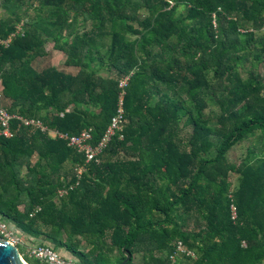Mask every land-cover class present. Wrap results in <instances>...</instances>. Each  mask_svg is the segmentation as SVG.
Wrapping results in <instances>:
<instances>
[{"label":"trees","instance_id":"obj_1","mask_svg":"<svg viewBox=\"0 0 264 264\" xmlns=\"http://www.w3.org/2000/svg\"><path fill=\"white\" fill-rule=\"evenodd\" d=\"M263 31L264 0H0L9 112L69 135L92 128L97 144L132 73L126 122L99 162L12 120L0 220L85 264H264ZM50 43L65 68L34 65ZM251 138L260 150L232 164ZM177 241L195 259L172 262Z\"/></svg>","mask_w":264,"mask_h":264},{"label":"built area","instance_id":"obj_2","mask_svg":"<svg viewBox=\"0 0 264 264\" xmlns=\"http://www.w3.org/2000/svg\"><path fill=\"white\" fill-rule=\"evenodd\" d=\"M21 32V27L18 28ZM11 42V38L7 41L1 42L2 44L8 46ZM132 73L123 76L119 79L120 95L118 101V107L116 113L112 117L111 123L108 126L103 137L97 144H92L90 141L92 139V128H85L79 134L69 135L67 133L61 132L57 129H49L40 120L26 118L17 114L9 112L1 103L2 98V88H0V136L6 138H11L14 135L11 122L13 119H19L25 126H32L41 129L42 131L49 130L51 136L55 138H61L68 141L69 146L74 147L78 152L84 153L86 160L89 161H100V156L104 150L108 147L113 137L123 129L126 122V113L124 108V97L126 95V88L130 83ZM123 138V135H121ZM78 178L82 173V169L78 168ZM77 183L70 184L69 186L61 187L58 193V197H64L68 194L70 190H73ZM41 206H37L34 213L36 214L41 210ZM232 219H237V210L234 206L231 207ZM0 238L9 241L16 245L18 248L23 246L26 252L22 253V257L27 260V258L35 259L41 264H85L73 257H68L60 253L59 250L49 245H32L25 238V234L21 232L13 223L0 220ZM243 247L247 244L243 242ZM174 252L170 256L172 262L179 256H185L191 259H195V254L181 241H177L173 245ZM21 249V248H19Z\"/></svg>","mask_w":264,"mask_h":264},{"label":"rangeland","instance_id":"obj_3","mask_svg":"<svg viewBox=\"0 0 264 264\" xmlns=\"http://www.w3.org/2000/svg\"><path fill=\"white\" fill-rule=\"evenodd\" d=\"M31 14H33V11H31ZM90 26H91V24L87 23L86 28L90 29ZM258 37L263 38L264 37V31L261 32L258 35ZM53 47H54V45L52 43L46 45L44 57L38 58L34 61V65H36L37 68L42 69L48 65H57L60 68L66 67V66H63L64 65L63 62L66 60L65 54H63L60 51L54 50ZM261 70L264 72V68ZM257 145H258L257 139H252V138L250 140H247V141L239 144L228 154L229 161L234 165H238L247 156L250 148L252 150H255V151L260 150V147ZM231 180H232L231 182L233 184H235V181H237V176L232 174ZM22 208H24V206H22ZM194 224H195L194 222H191V227ZM25 238H26V240L30 241V238L27 235H25ZM86 244L87 243L85 242L84 245H86ZM19 248H21L20 249L21 252H23V253L26 252L25 247L21 246ZM59 251H60V253L67 254V250L64 248H61ZM30 262L32 264H37L35 262V259H33V260L30 259Z\"/></svg>","mask_w":264,"mask_h":264},{"label":"water","instance_id":"obj_4","mask_svg":"<svg viewBox=\"0 0 264 264\" xmlns=\"http://www.w3.org/2000/svg\"><path fill=\"white\" fill-rule=\"evenodd\" d=\"M68 257H72L71 254H69ZM0 264L30 263L22 257V253L16 245L0 238ZM123 264H126V262Z\"/></svg>","mask_w":264,"mask_h":264},{"label":"crops","instance_id":"obj_5","mask_svg":"<svg viewBox=\"0 0 264 264\" xmlns=\"http://www.w3.org/2000/svg\"><path fill=\"white\" fill-rule=\"evenodd\" d=\"M64 62H65V61H64ZM64 62H63V63H64ZM54 66H57V65H54ZM63 66H64V65H63ZM67 254L69 255V254H70V252H67Z\"/></svg>","mask_w":264,"mask_h":264}]
</instances>
